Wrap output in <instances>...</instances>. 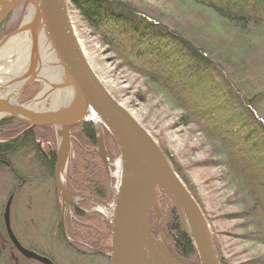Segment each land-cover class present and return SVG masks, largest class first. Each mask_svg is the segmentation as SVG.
Returning a JSON list of instances; mask_svg holds the SVG:
<instances>
[{
    "label": "trees",
    "instance_id": "obj_1",
    "mask_svg": "<svg viewBox=\"0 0 264 264\" xmlns=\"http://www.w3.org/2000/svg\"><path fill=\"white\" fill-rule=\"evenodd\" d=\"M67 1L120 66L160 91L170 107L181 110V122L199 132L209 149L200 165L220 169V180L232 191L226 202L238 208L220 218L239 220L243 238L264 245V0H161L170 3L171 10L138 7L136 0ZM26 7V2L16 5L0 25V36L18 27ZM25 128L27 124L16 119L4 121L0 137L17 136ZM70 133L65 186L111 199L105 169L94 149L92 124L71 127ZM103 136L108 153L119 156L105 129ZM54 141L52 126L35 127L14 141L0 143V161L46 142L52 144L50 165L40 167L52 176ZM161 150L202 210L171 152ZM155 193L161 214L158 230L166 249L182 264H199L172 201L158 186ZM58 215L60 237L71 250L78 253L88 250L86 246L109 250L108 221L94 214L65 212L63 226ZM156 216L152 207L153 235ZM73 239L84 241L85 247L71 244Z\"/></svg>",
    "mask_w": 264,
    "mask_h": 264
},
{
    "label": "water",
    "instance_id": "obj_2",
    "mask_svg": "<svg viewBox=\"0 0 264 264\" xmlns=\"http://www.w3.org/2000/svg\"><path fill=\"white\" fill-rule=\"evenodd\" d=\"M20 2L27 3L24 17L14 32L1 39L0 47L14 37H26L29 32L32 37L28 35L22 48L29 51L26 67L7 83L18 85L17 92L12 99L0 94V121L16 119L27 124L19 136L35 127L54 128L57 138L54 183L62 210L66 204L80 209L77 202L85 201L105 216L110 226V248L106 253L109 264H182L166 249L158 227L155 235L150 230L151 208L156 209V226L161 215L155 193L158 186L172 201L182 229L197 252L199 264H219L209 224L200 206L157 142L108 92L93 71L75 34L68 1L0 0V25ZM46 69L48 77L45 78L41 75ZM34 80L42 81L44 90L31 101L19 103L22 89ZM44 92V99L52 95V104L47 109H37L38 98ZM84 123L92 124L95 150L106 175L115 179L111 203L84 192L70 191L65 186L63 173L72 139L70 128ZM104 129L118 149L117 175L109 169L111 165L115 169V164L105 147ZM10 203L11 198L7 200L3 218L15 248L26 258L53 264L18 243L9 228Z\"/></svg>",
    "mask_w": 264,
    "mask_h": 264
},
{
    "label": "rangeland",
    "instance_id": "obj_3",
    "mask_svg": "<svg viewBox=\"0 0 264 264\" xmlns=\"http://www.w3.org/2000/svg\"><path fill=\"white\" fill-rule=\"evenodd\" d=\"M136 1L138 7L147 5L166 10L172 8L170 3H163L161 0ZM68 9L75 34L95 74L108 92L135 117L157 144L171 152L178 170L189 181L190 188L192 183L194 196L203 208L202 212L212 234L214 250L221 264H264V245L245 240L242 236L244 234L241 228L242 223L239 220L228 219L229 217L220 218L234 213L238 208L230 202H226L232 191L220 180V169L200 165L209 157V149L202 143L199 132L192 125H184L181 122V110L170 107L160 91L148 85L138 74L120 66L119 60L113 56V53L109 52L98 41L97 37L85 27L69 2ZM7 34L0 36V41ZM16 57L17 54L12 53L10 59L14 60ZM5 66H7V62L0 59V69ZM43 90L42 81H31L22 89L17 100L21 104L26 103L38 96ZM52 100V95H48L41 104L37 105V109H47L51 106ZM0 138H7V136ZM54 139L53 147L57 148L55 131ZM45 143L43 142L42 147L47 146ZM19 154V156L13 157L12 162L15 164V168L21 171L20 176L23 180L21 184L13 181L10 173L0 167V264H43L38 260L23 256L14 248L7 237L3 214L11 193H13V200L9 205V228L21 247L44 254L53 264H108L102 254L95 253L96 248L81 250L83 253L78 252V254L62 241L57 219L59 212L61 215L63 211L61 222L64 226V210H62V204L61 207L58 205L54 207L53 205V199L56 197H54L52 182L47 181L45 183L47 178L44 176V182L36 180L41 171H38L40 165L35 160L32 151L23 149ZM109 156L110 161L114 164L119 157L111 152H109ZM109 169L110 172L115 170L112 165ZM41 174L43 175V173ZM106 177L111 199H99L111 203L114 199L115 179L109 178L107 175ZM18 184L19 186H17ZM86 203L90 204L89 202ZM90 205L92 208H85L90 212L85 214L98 215L107 221L104 215L96 211V206ZM152 222L153 220H149V225H152ZM159 225L160 220L158 226L155 224L156 228H159ZM75 241L73 239L71 243L75 242L74 244L85 247L84 241L79 239ZM108 251L101 250L100 252L108 253Z\"/></svg>",
    "mask_w": 264,
    "mask_h": 264
},
{
    "label": "flooded vegetation",
    "instance_id": "obj_4",
    "mask_svg": "<svg viewBox=\"0 0 264 264\" xmlns=\"http://www.w3.org/2000/svg\"><path fill=\"white\" fill-rule=\"evenodd\" d=\"M8 120H11V119H4V120H1L0 121V125L2 122L4 121H8ZM15 139H17V137H7V138H0V143H6V142H11V141H14ZM34 147V146H33ZM24 150H27V151H32V153L35 155V160L37 161L38 165H47L49 164L50 165V155H51V152H52V147H51V144H48L47 146L45 147H42L41 145H37V149L38 152L34 149H30L29 147L28 148H23ZM56 149V148H55ZM15 151V150H14ZM18 154V150L15 152V154ZM15 154L13 153L11 156V158H8L6 157L4 159V161L2 160V162L0 161V167L1 168H4L8 171V173H10L11 177H12V180L13 181H16V182H19V184H21L23 180H21V177L20 175L16 172L17 168H15V164H13L12 160H13V157L15 156ZM55 161H56V158L54 160V165H53V171H52V176H51V173L49 172H45L43 170V168H38V171H41V173H43V175L40 173L38 174L36 180H39L40 182H44L43 180V176L46 177L47 179H45V183H47V181H51L52 182V185H53V189H54V193H55V196L56 198L53 199L54 203V207H56L57 205L59 207H61V204L62 202L59 200L58 196H57V192H56V188H55V183H54V167H55ZM47 162V163H46ZM2 163V164H1ZM0 168V169H1ZM46 167H44L45 169ZM19 184L17 186H19ZM11 198V203H12V200H13V193H11V195L8 197V199ZM7 203V202H6ZM10 203V204H11ZM78 206L80 207L79 208H76V207H73L69 204H66L65 207H64V215H65V212H68V214H74V213H77V212H81V213H87L85 212L83 209L85 208H92V206L90 204H87L86 202L84 201H78ZM6 206V205H5ZM60 213V212H59ZM62 218H63V211L61 212V215H60ZM3 222H4V228H5V231H6V234H7V237L9 239V236H8V233H7V230H6V226H5V221H4V218H3ZM9 241L11 242V240L9 239ZM73 242V241H72ZM11 244L13 245V243L11 242ZM71 244H74V243H71ZM14 246V245H13ZM15 248V246H14ZM88 248L91 249V247L88 246ZM16 249V248H15ZM17 250V249H16ZM18 251V250H17ZM19 252V251H18ZM83 253V252H81ZM87 253V251H86ZM96 254H102L106 260L108 261V264H109V258L106 256V253H101L100 250L96 249Z\"/></svg>",
    "mask_w": 264,
    "mask_h": 264
},
{
    "label": "bare ground",
    "instance_id": "obj_5",
    "mask_svg": "<svg viewBox=\"0 0 264 264\" xmlns=\"http://www.w3.org/2000/svg\"><path fill=\"white\" fill-rule=\"evenodd\" d=\"M28 35H30V38L32 37L30 32ZM27 36L25 37L21 35L19 37H14L11 40L6 41V44H3V46L0 47V59H4L7 62V66L0 69V94L2 96H8L9 98L12 99L11 96H13L15 92H17L18 85L11 86V85H7V83L11 77H14L18 73H20V71L24 70V68L26 67L29 51H26L22 48H23V44L25 45V43L29 39V36L28 37ZM39 45L41 46V49L43 51L44 50L43 44L40 43ZM14 52L17 54V57L16 59L11 60L10 59L11 55ZM43 71L44 73L42 72L41 76L45 78L48 77L46 74L47 69ZM44 96H45V92L38 98L37 101L38 104H41L44 101ZM118 169H119V161L117 160L115 163L114 175L118 174Z\"/></svg>",
    "mask_w": 264,
    "mask_h": 264
}]
</instances>
